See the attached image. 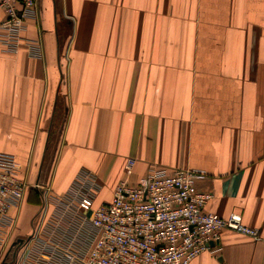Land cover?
<instances>
[{
    "label": "crops",
    "instance_id": "0c3cea01",
    "mask_svg": "<svg viewBox=\"0 0 264 264\" xmlns=\"http://www.w3.org/2000/svg\"><path fill=\"white\" fill-rule=\"evenodd\" d=\"M35 2L25 37L42 58L0 52V153L27 183L0 264L31 235L44 189L91 174L98 204L151 167L204 171L205 211L258 230L222 231L189 264H264V0Z\"/></svg>",
    "mask_w": 264,
    "mask_h": 264
},
{
    "label": "built area",
    "instance_id": "2783aa9c",
    "mask_svg": "<svg viewBox=\"0 0 264 264\" xmlns=\"http://www.w3.org/2000/svg\"><path fill=\"white\" fill-rule=\"evenodd\" d=\"M0 9L1 54L23 47L30 58L41 59V43L25 37L28 22L38 18L35 0H0ZM134 163L128 160L127 177ZM205 177L197 169L151 167L135 184L119 181L111 198L98 204L91 174L60 195L44 189L31 235L15 241L11 259L2 264H189L204 252H218L222 231L256 238L258 230L244 225L238 213L205 211L212 195L196 186ZM26 188L15 157L0 153V246Z\"/></svg>",
    "mask_w": 264,
    "mask_h": 264
},
{
    "label": "rangeland",
    "instance_id": "374dc122",
    "mask_svg": "<svg viewBox=\"0 0 264 264\" xmlns=\"http://www.w3.org/2000/svg\"><path fill=\"white\" fill-rule=\"evenodd\" d=\"M19 217V216H18ZM19 220V219H18ZM22 226V228H25L26 226H27V223L25 222V221H23L22 222V224H21V222H20V224H19V226ZM21 226H20V228H21Z\"/></svg>",
    "mask_w": 264,
    "mask_h": 264
}]
</instances>
